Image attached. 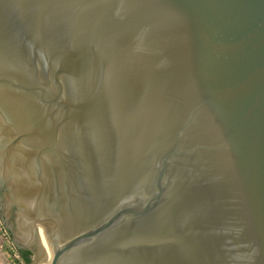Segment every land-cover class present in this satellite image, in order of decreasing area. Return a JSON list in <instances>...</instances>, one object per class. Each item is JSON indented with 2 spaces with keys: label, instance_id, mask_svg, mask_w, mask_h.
<instances>
[{
  "label": "water",
  "instance_id": "water-1",
  "mask_svg": "<svg viewBox=\"0 0 264 264\" xmlns=\"http://www.w3.org/2000/svg\"><path fill=\"white\" fill-rule=\"evenodd\" d=\"M0 219L31 264H264V0H0Z\"/></svg>",
  "mask_w": 264,
  "mask_h": 264
},
{
  "label": "rangeland",
  "instance_id": "rangeland-1",
  "mask_svg": "<svg viewBox=\"0 0 264 264\" xmlns=\"http://www.w3.org/2000/svg\"><path fill=\"white\" fill-rule=\"evenodd\" d=\"M4 233H6L4 232V230H0V236L4 238V241L6 243L5 252L3 253L5 254L7 251L8 254H5L4 258L0 257V264H25V262H23V260L19 258L17 247L12 241L11 237L8 235H4Z\"/></svg>",
  "mask_w": 264,
  "mask_h": 264
},
{
  "label": "flooded vegetation",
  "instance_id": "flooded-vegetation-1",
  "mask_svg": "<svg viewBox=\"0 0 264 264\" xmlns=\"http://www.w3.org/2000/svg\"><path fill=\"white\" fill-rule=\"evenodd\" d=\"M1 224H2V228H3L4 232H6V235L10 236V234L12 233V231H11L8 227H6L2 221H1ZM5 244H6V243H5V241H4V238L0 236V257H2V258H4L5 254H6V255L8 254L7 251H6L5 254L3 253V252H5ZM20 250H24V251H28V252H30V256H29V258H30V260H31V262H30V264H31V263H32V259H31V257H32V252L29 251V250H27V249H25V248H23V247H21V246H18V247H17V251H18V253H19V258L22 259L23 262H25V261H24V259H23L22 254L20 253ZM7 262H8V261H7ZM25 264H26V262H25Z\"/></svg>",
  "mask_w": 264,
  "mask_h": 264
},
{
  "label": "trees",
  "instance_id": "trees-1",
  "mask_svg": "<svg viewBox=\"0 0 264 264\" xmlns=\"http://www.w3.org/2000/svg\"><path fill=\"white\" fill-rule=\"evenodd\" d=\"M20 253L22 254L23 259H24V261L26 262V264H30V262H31V260H30V258H29V256H30V252H28V251H24V250H20Z\"/></svg>",
  "mask_w": 264,
  "mask_h": 264
},
{
  "label": "built area",
  "instance_id": "built-area-1",
  "mask_svg": "<svg viewBox=\"0 0 264 264\" xmlns=\"http://www.w3.org/2000/svg\"><path fill=\"white\" fill-rule=\"evenodd\" d=\"M0 230H3V228H2V224H0ZM4 235H6V233H4Z\"/></svg>",
  "mask_w": 264,
  "mask_h": 264
}]
</instances>
